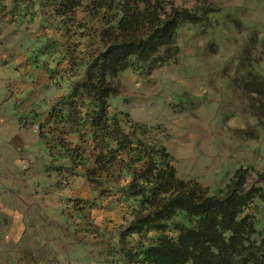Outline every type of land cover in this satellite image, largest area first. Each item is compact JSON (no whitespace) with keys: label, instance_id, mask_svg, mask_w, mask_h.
<instances>
[{"label":"rangeland","instance_id":"rangeland-1","mask_svg":"<svg viewBox=\"0 0 264 264\" xmlns=\"http://www.w3.org/2000/svg\"><path fill=\"white\" fill-rule=\"evenodd\" d=\"M164 1L195 9L200 22L178 30L174 60L150 74L125 71L110 110L164 129L176 175L210 194L239 167L252 170L248 185L258 184L264 131L255 137L256 119L246 112L245 93L253 86L245 78L264 72V0ZM34 10L33 18L16 21L10 1L0 0V264H100L103 259L121 264L113 250L128 222L127 205L114 189L97 191L80 171L73 176L53 168L56 160L52 163L38 126L67 89L50 82L49 57L35 67L26 51L39 46L36 39L50 46L57 42L75 56L95 44L42 23V10ZM67 65L62 62L58 74L65 84L74 79ZM245 213L255 218L257 238L264 237L260 200ZM184 215L178 212L174 221L188 224ZM138 238L128 236L125 246L136 247Z\"/></svg>","mask_w":264,"mask_h":264},{"label":"trees","instance_id":"trees-1","mask_svg":"<svg viewBox=\"0 0 264 264\" xmlns=\"http://www.w3.org/2000/svg\"><path fill=\"white\" fill-rule=\"evenodd\" d=\"M9 1L12 19L33 18L37 7L42 23L95 44L75 56L57 42L50 46L36 39L39 46L26 51L35 67L41 57H49L50 82L67 89L38 126L52 163L56 160L53 168L73 176L80 171L97 191L114 189L127 205L128 222L113 250L120 263L264 264V237L257 238L255 218L245 213L256 198L264 206V170L257 171L258 184L248 185L252 170L239 167L223 188L210 194L198 182L176 175L164 129L110 110V97L120 93L125 71L150 74L175 59L177 32L186 23L200 22L196 10L164 0ZM66 60L74 78L68 84L58 75ZM247 78L253 87L245 89L246 112L256 119L258 137L264 131V72ZM178 212L188 224L174 221ZM133 235L142 240L126 247ZM101 263L114 264L107 259Z\"/></svg>","mask_w":264,"mask_h":264}]
</instances>
